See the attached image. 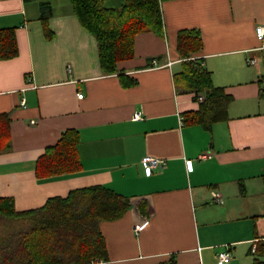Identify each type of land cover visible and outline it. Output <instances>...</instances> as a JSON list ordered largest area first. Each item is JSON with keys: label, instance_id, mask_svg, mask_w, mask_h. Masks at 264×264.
<instances>
[{"label": "crops", "instance_id": "0c3cea01", "mask_svg": "<svg viewBox=\"0 0 264 264\" xmlns=\"http://www.w3.org/2000/svg\"><path fill=\"white\" fill-rule=\"evenodd\" d=\"M111 1L109 8L124 3ZM161 8L164 35L139 34L135 58L105 75L71 0H0V30L13 29L19 48L16 58H0V201L28 212L105 186L132 208L101 223L107 260L91 264H218L227 248V264H254L252 249L264 237V38L257 36L264 0H172ZM183 30L201 33L203 49L191 59L233 99L211 130L185 121L202 102L174 84ZM121 76L138 84L126 87ZM67 130L79 133L81 169L39 178V158ZM147 157L164 167L149 174Z\"/></svg>", "mask_w": 264, "mask_h": 264}, {"label": "trees", "instance_id": "16d2710c", "mask_svg": "<svg viewBox=\"0 0 264 264\" xmlns=\"http://www.w3.org/2000/svg\"><path fill=\"white\" fill-rule=\"evenodd\" d=\"M118 8H109L107 0H71L73 12L96 39L100 66L105 75L119 73L121 62L133 60L139 34L164 35L162 3L172 0H123ZM50 6L43 5L42 18ZM203 49L197 30L178 34L177 50L182 69L175 73L178 92L194 94L204 101L198 112L186 115L189 124L206 130L227 119L232 98L215 87L211 72L191 58ZM19 48L13 29L0 30V58L11 60ZM124 86H135L134 79L123 78ZM264 93V85H263ZM79 133L67 130L55 146L39 158L36 175L48 178L76 173L81 169L78 155ZM264 180V174L262 176ZM143 204L138 209L142 213ZM145 207V206H144ZM130 199L105 186L76 189L65 198L50 199L38 210L17 212L12 201H0V264H91L107 260V244L101 232L102 222L121 219L130 209ZM254 264H264V237L257 243Z\"/></svg>", "mask_w": 264, "mask_h": 264}, {"label": "built area", "instance_id": "2783aa9c", "mask_svg": "<svg viewBox=\"0 0 264 264\" xmlns=\"http://www.w3.org/2000/svg\"><path fill=\"white\" fill-rule=\"evenodd\" d=\"M257 36L260 40H262L264 38V28L263 27H258L257 28ZM256 63V61L254 59L249 60V64L250 65H254ZM79 98L82 99L83 95H79ZM199 101L203 102L204 101V97L200 96L199 97ZM22 105L25 106V102H22ZM136 119H140L141 118V114L138 113L135 115ZM147 171L149 174L152 173L153 170L157 169V168H163L165 165V162L162 160H158L155 158H150L147 157L144 159L143 161ZM212 196H213V200L216 204H222L224 202L223 200V196L221 193L217 192V191H213L212 192ZM146 226V223H143L142 225H139L136 227L135 231L137 233H139L144 227ZM257 250V246H254L252 251L253 253H255ZM232 260V254L229 248H227L225 251L221 252L218 256V264H227Z\"/></svg>", "mask_w": 264, "mask_h": 264}, {"label": "rangeland", "instance_id": "374dc122", "mask_svg": "<svg viewBox=\"0 0 264 264\" xmlns=\"http://www.w3.org/2000/svg\"><path fill=\"white\" fill-rule=\"evenodd\" d=\"M106 5H114L111 0H107Z\"/></svg>", "mask_w": 264, "mask_h": 264}]
</instances>
